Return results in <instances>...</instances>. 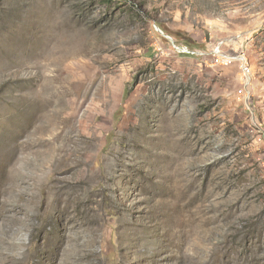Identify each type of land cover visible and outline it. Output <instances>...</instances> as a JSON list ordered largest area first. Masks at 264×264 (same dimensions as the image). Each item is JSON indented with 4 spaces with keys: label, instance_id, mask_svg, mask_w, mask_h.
<instances>
[{
    "label": "rangeland",
    "instance_id": "374dc122",
    "mask_svg": "<svg viewBox=\"0 0 264 264\" xmlns=\"http://www.w3.org/2000/svg\"><path fill=\"white\" fill-rule=\"evenodd\" d=\"M0 264H264V0H0Z\"/></svg>",
    "mask_w": 264,
    "mask_h": 264
},
{
    "label": "built area",
    "instance_id": "2783aa9c",
    "mask_svg": "<svg viewBox=\"0 0 264 264\" xmlns=\"http://www.w3.org/2000/svg\"><path fill=\"white\" fill-rule=\"evenodd\" d=\"M175 49L179 53L187 54V55H195V53L186 47L178 48L175 46ZM196 55H202L198 53ZM211 57V62L213 66H236L238 68V80H239V88L237 90V94L239 97L244 99L250 97V87L252 84V70L250 63L247 57L243 53H238L234 56L225 54L221 44H217L213 46L209 52Z\"/></svg>",
    "mask_w": 264,
    "mask_h": 264
},
{
    "label": "water",
    "instance_id": "95a60500",
    "mask_svg": "<svg viewBox=\"0 0 264 264\" xmlns=\"http://www.w3.org/2000/svg\"><path fill=\"white\" fill-rule=\"evenodd\" d=\"M157 30L161 33V31L157 28Z\"/></svg>",
    "mask_w": 264,
    "mask_h": 264
},
{
    "label": "bare ground",
    "instance_id": "6f19581e",
    "mask_svg": "<svg viewBox=\"0 0 264 264\" xmlns=\"http://www.w3.org/2000/svg\"><path fill=\"white\" fill-rule=\"evenodd\" d=\"M226 261V260H225Z\"/></svg>",
    "mask_w": 264,
    "mask_h": 264
},
{
    "label": "trees",
    "instance_id": "16d2710c",
    "mask_svg": "<svg viewBox=\"0 0 264 264\" xmlns=\"http://www.w3.org/2000/svg\"><path fill=\"white\" fill-rule=\"evenodd\" d=\"M162 30V29H161Z\"/></svg>",
    "mask_w": 264,
    "mask_h": 264
}]
</instances>
